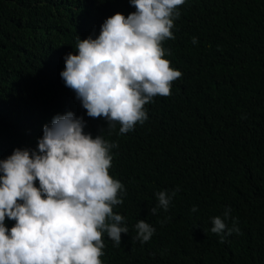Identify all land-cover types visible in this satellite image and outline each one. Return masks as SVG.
<instances>
[{
    "label": "trees",
    "instance_id": "obj_1",
    "mask_svg": "<svg viewBox=\"0 0 264 264\" xmlns=\"http://www.w3.org/2000/svg\"><path fill=\"white\" fill-rule=\"evenodd\" d=\"M126 9L136 10L130 0H0V160L37 149L44 125L71 111L85 132L118 143L110 175L126 195L113 211L129 232L119 247L103 234V264H264V0H185L163 42L182 73L171 95L147 103L134 130L109 134L60 73L78 35L95 38ZM165 189L179 190L167 212L150 214ZM229 207L240 234L221 243L211 218ZM141 219L156 229L143 244L133 240Z\"/></svg>",
    "mask_w": 264,
    "mask_h": 264
},
{
    "label": "clouds",
    "instance_id": "obj_2",
    "mask_svg": "<svg viewBox=\"0 0 264 264\" xmlns=\"http://www.w3.org/2000/svg\"><path fill=\"white\" fill-rule=\"evenodd\" d=\"M136 9L108 17L95 38L76 37V53L65 56L60 73L89 117L104 118L109 134L134 130L148 119L145 105L171 95L181 71L170 66L163 42L175 39L172 29L185 0H130ZM193 43H198L193 38ZM170 54V53H169ZM86 122L69 111L43 127L37 149L16 148L0 160V264H103L110 241L121 244L128 233L125 217L114 213L126 189L115 179L111 149L118 143L85 132ZM102 132V131H101ZM36 181L39 182L37 186ZM179 189L155 193L150 214L168 211ZM194 207L192 211H196ZM6 218L15 221L10 229ZM170 219V217H169ZM231 208L211 218V232L224 243L240 234L231 227ZM163 223V222H162ZM133 240L146 243L156 229L145 220Z\"/></svg>",
    "mask_w": 264,
    "mask_h": 264
}]
</instances>
